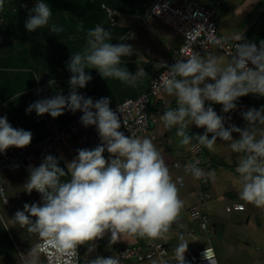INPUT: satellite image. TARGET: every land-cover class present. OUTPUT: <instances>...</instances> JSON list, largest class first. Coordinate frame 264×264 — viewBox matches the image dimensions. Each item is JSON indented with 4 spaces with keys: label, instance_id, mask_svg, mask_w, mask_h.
<instances>
[{
    "label": "clouds",
    "instance_id": "1",
    "mask_svg": "<svg viewBox=\"0 0 264 264\" xmlns=\"http://www.w3.org/2000/svg\"><path fill=\"white\" fill-rule=\"evenodd\" d=\"M3 6L4 0H0V10ZM52 16L49 4L37 0L24 26L30 33L47 28L59 35L63 29L50 24ZM133 38L134 34H126L117 39ZM112 39V32L101 25L88 29L83 48L66 62L71 73L69 94L58 92L26 108V113L35 111L37 116L49 114L54 119L65 110L80 111L81 124L95 126L101 138V144L93 149H78V155L66 162L67 171L59 166L62 156L58 159L47 155L39 166L31 168L23 185L27 193L35 190L41 194L42 203H25L23 211L18 210L12 221L26 227L30 233L39 234L62 255H75L78 246L86 243L90 244L88 252L91 253L96 247L93 242L109 232V245L115 244L122 235L149 240L162 238L184 207L177 183L153 141L147 136L125 135L119 131L121 120L117 112L120 110L110 107V98L93 101L78 91L93 78L86 69H96L102 78L117 79L131 87L147 75L139 65L134 74L121 67L122 58L132 56L134 49L127 42L114 44ZM240 41H244L243 36L238 38ZM159 64L167 69L166 78L161 77L160 89L175 96L177 104L174 109L166 108L160 116L164 126L169 129L175 126L176 135L181 138L179 145L189 146L192 152L200 146L213 149L218 138L230 142L232 151L241 154L236 167L241 184L240 199L264 208V106L241 113L246 121L244 128L234 124L225 127V118L218 115L211 104L205 107V102L210 101L222 105V111L229 113L236 109L235 102L240 97L248 94L264 97V40L259 46L246 41L237 43L235 55L231 54L225 67L220 66L216 56L199 52L175 60L172 65ZM54 83V80L49 81L50 85ZM192 124L204 128V133L190 135L187 129ZM233 133H238L239 139H234ZM193 139L196 144H192ZM31 141L30 131L13 128L7 116L0 117V153L10 147H27ZM198 164L197 160L184 167L198 180L215 181V170L206 173ZM0 197L7 204L3 188H0ZM187 249L184 243L178 246V264H186ZM87 264H121V261L114 256H96Z\"/></svg>",
    "mask_w": 264,
    "mask_h": 264
},
{
    "label": "crops",
    "instance_id": "2",
    "mask_svg": "<svg viewBox=\"0 0 264 264\" xmlns=\"http://www.w3.org/2000/svg\"><path fill=\"white\" fill-rule=\"evenodd\" d=\"M173 1L176 4H184L187 0ZM36 2L37 0H4V6L0 10L2 35L0 40V117L7 116L13 128L32 133L29 147L40 146L49 134L66 126L73 118L82 116L80 111L72 113L65 110L63 115L54 119L49 114L37 116L35 111L26 113V108L33 102L50 98L58 92L64 95L69 94L71 73L67 69L66 62L72 54L83 48L88 29L101 25L112 32V43L131 44L134 54L123 57L121 67L127 68L134 74L139 65L147 73L135 87H131L117 79L102 78L96 69H86V73L93 78L85 88L78 89L79 93L85 97H91L93 101L108 97L111 100L110 105L144 91L153 74L165 67L159 63L167 64L168 57L182 41L177 32L159 19L147 17L143 20L151 0H44L53 10L50 24L54 23L63 29L59 35L50 32L47 28L37 29L31 33L26 30L24 25L28 12ZM102 4L112 6L118 11L115 23L109 21L101 7ZM215 18L219 34L226 39L238 40L243 36L244 41L241 42L258 44L264 40V0H222L216 7ZM131 31L134 34L133 39L127 41L117 39ZM208 54L216 56L221 67L227 66L230 61L228 57L215 49L202 55ZM39 77L40 79L36 80ZM50 80H54L55 83L50 85ZM210 104L224 113L220 104L206 101L205 107ZM176 107V97L164 92L152 100L149 111L156 120L151 124L149 132L139 135L147 136L153 141L167 165L173 159L170 151L176 143L174 138L176 127L166 128L160 116L166 108ZM251 108L256 106L246 102L238 104L230 113H233L234 117H240L236 119V122L230 120L231 122L225 123V127L233 124L240 128L246 127V121L241 113ZM195 129H198L200 133L204 131V128L200 129L192 124L189 125L187 132L193 135ZM233 138L239 139L237 133H233ZM69 145L70 148L58 142L47 154L37 155L36 166H39L47 155H53L58 159L62 156L59 166L67 171L66 162L72 161L78 155L77 150L80 149L74 140L70 141ZM229 145L230 142H224L218 138L213 149L209 150L202 146L200 154L202 161L198 167L206 173L215 170V181L211 179L205 181L203 178L198 180L191 174V182H188L190 187L183 193H179L180 199L184 201V207L178 220L173 223L164 237L152 241L163 243L171 249L178 247L181 243L188 245V248H195V242L191 239H181L177 232L189 228L197 229L196 222L190 220L183 212L191 206H201V209L209 212L211 216L207 229L201 231L202 243L213 246L208 239L219 235V243L224 250L220 264H227L225 261L228 258H230L228 264H264V208H257L240 199L241 184L236 167L241 154L233 152ZM186 148L187 146L183 150L181 147L182 153L187 151ZM2 154L0 153V156ZM178 157L177 159L181 158L183 161L185 154ZM172 166L177 172L175 181L178 174L183 177L182 186H179L176 181L178 187H185L184 174L190 173H185L173 164ZM0 177L8 198L7 204H4L0 198V264H29L26 257L32 258L33 253L27 255L26 252L42 238L37 233L28 232L26 227L22 228L12 220L18 210L23 211L25 203L39 204L38 193L35 190L30 194L25 191L23 185L27 182L29 175L21 168H10L1 173ZM200 190L208 191L210 197H200ZM233 202L242 203L244 209L227 212L225 207ZM220 204H224V210L219 207ZM110 237L109 232L103 238L94 241L96 247L91 253L88 252L89 243L80 245L79 264H87L88 260L103 256L116 243L132 244L140 238L122 235L115 244L109 245ZM82 251L83 255H81ZM23 252L26 255L22 257L20 254ZM86 254L88 257L85 259L83 256ZM223 258L226 260L223 261ZM123 264L176 263L153 258L142 262L126 261Z\"/></svg>",
    "mask_w": 264,
    "mask_h": 264
},
{
    "label": "built area",
    "instance_id": "3",
    "mask_svg": "<svg viewBox=\"0 0 264 264\" xmlns=\"http://www.w3.org/2000/svg\"><path fill=\"white\" fill-rule=\"evenodd\" d=\"M222 0H187L184 4H176L173 0H151L145 17H154L159 19L175 32L181 36V44L175 48L168 57L167 65H172L175 60L187 58L194 52H199L201 55L210 51L218 50L229 58L235 55L236 45L238 40H231L222 37L218 32L216 22V7ZM101 7L105 11L111 23L116 22V15L118 11L112 6L102 4ZM129 34H133L131 31ZM2 38L0 32V40ZM254 43V42H249ZM259 46L258 43H256ZM251 67V65L249 64ZM167 76V69L157 71L153 74L149 81L147 88L134 97H127L110 107L117 112L121 120V128L119 131L125 135L136 133L137 136L145 134L150 131L151 124L156 120L149 111V105L152 100L156 99L163 93L160 89L161 77ZM262 105H264V97H260ZM81 117H75L70 120L66 126L60 128L52 134H49L45 141L38 147H24L19 149L9 148L0 156V175L10 168H21L28 175L30 170L36 166V157L39 154H47L54 145L58 142L64 143L70 148L69 142L74 140L80 149H93L101 144V138L95 126L85 127L80 122ZM193 141L192 144H196ZM188 155L184 160L175 161L174 167L182 169L185 173H190L185 170V164L195 163L197 160L199 164L202 161L200 156L202 146L196 151L186 148ZM105 158L109 156L107 151L104 153ZM198 164V165H199ZM179 165V167H177ZM182 179V183L180 182ZM176 181L179 186L183 185V177L181 174L176 176ZM0 188H3L0 177ZM4 190V188H3ZM38 193V192H37ZM200 197L209 198L208 191L200 190ZM3 201V197H0ZM38 202L41 201V194L38 193ZM244 205L240 202H233L225 207L227 212L234 210H243ZM183 214H186L190 220L195 221L197 229L189 228L186 230H179L178 237L181 239H191L197 242L201 239V231H205L209 225L211 216L210 213L202 210L201 206H191L186 208ZM176 248H169L160 242H154L148 238H139L132 244L121 246H114L102 257L114 256L120 259L121 264L126 261L142 262L145 260L158 258L161 261H172L178 264L176 259ZM206 250V251H205ZM33 253V257L29 258L27 262L34 264H79L80 263V247L77 248V253L72 255L60 254L52 248L43 238L35 243V245L26 252ZM126 253V255H123ZM22 257L26 254H20ZM186 264H218L215 249L211 245L196 246L191 249L188 248L184 254Z\"/></svg>",
    "mask_w": 264,
    "mask_h": 264
},
{
    "label": "rangeland",
    "instance_id": "4",
    "mask_svg": "<svg viewBox=\"0 0 264 264\" xmlns=\"http://www.w3.org/2000/svg\"><path fill=\"white\" fill-rule=\"evenodd\" d=\"M246 104H249L248 102H246ZM250 104H252V103H250ZM207 107V106H206ZM214 108V110L217 112V114L218 115H220V116H222V117H224L225 118V123H227V122H231V121H233V122H236V119H238L239 117H234L233 115V113H222V112H219L218 110H217V108L216 107H213ZM231 120V121H230ZM200 129H203V128H200ZM204 131H205V129H204ZM204 131H203V133H204ZM203 133H200V131L198 130V129H195V131H193V135H196V134H203ZM237 136H239V134L237 133ZM175 141H176V143H174V148L172 149V151H170V154H173V159H171L170 161H171V163L168 165V167H169V170H170V174H171V176H172V179H173V181L174 182H176L175 181V175H176V170H175V168H173V166H172V162H174L177 158H179L178 156H181V154H185V157L188 155V153H187V151L185 152H183L182 153V149L184 150V147H182V146H180L179 145V141H180V139L181 138H178V136L177 135H175ZM181 147H182V149H181ZM184 157V158H185ZM183 159V158H182ZM174 160V161H173ZM181 160V158L180 159H177V161H180ZM191 173L190 174H184V176H185V187H183V188H179L178 187V185H177V187L179 188V193H183L185 190H187L190 186L188 185V182H191ZM4 188V187H3ZM4 193H5V188H4ZM5 196H6V194H5ZM219 207L222 209V210H224V204H220L219 205ZM202 238H203V236H202ZM202 238L199 240V241H197L196 243H194V245H196V246H202L203 245V243H202ZM209 240V243L210 244H212L213 246H214V248H215V253H216V257H217V261L219 262V264H220V262H221V255H222V253H223V249L221 248V246L222 245H220V243H219V241H220V237H219V235L217 236V237H211L210 239H208ZM121 245H122V243H120ZM119 243H116V245L115 246H121ZM193 245V246H194ZM82 246V245H81ZM81 246H80V249H81ZM114 247V246H113ZM223 247V246H222ZM84 251H85V249H84ZM81 255H83V251L81 252ZM88 257V255L86 254V255H84L83 256V258H87ZM223 261H225L226 259H222ZM227 264H228V262H230V258H228L226 261H225Z\"/></svg>",
    "mask_w": 264,
    "mask_h": 264
},
{
    "label": "trees",
    "instance_id": "5",
    "mask_svg": "<svg viewBox=\"0 0 264 264\" xmlns=\"http://www.w3.org/2000/svg\"><path fill=\"white\" fill-rule=\"evenodd\" d=\"M244 102L252 103L256 106L257 109H260L262 106V103L260 101V98L257 95L254 94H248L246 96L238 98V100L235 102L236 105L242 104ZM150 107V105H149Z\"/></svg>",
    "mask_w": 264,
    "mask_h": 264
}]
</instances>
